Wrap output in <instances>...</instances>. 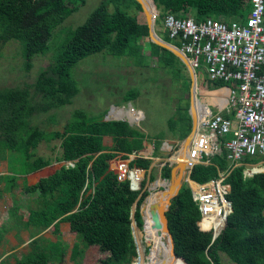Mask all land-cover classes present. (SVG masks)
Wrapping results in <instances>:
<instances>
[{
	"label": "trees",
	"instance_id": "trees-1",
	"mask_svg": "<svg viewBox=\"0 0 264 264\" xmlns=\"http://www.w3.org/2000/svg\"><path fill=\"white\" fill-rule=\"evenodd\" d=\"M151 1L158 10L157 3ZM156 1L162 7L161 17L190 14L197 21L212 18L224 23L245 20L251 8V0ZM84 3L85 0H0V19L5 27L1 41L24 38L25 68L30 71L33 57L45 54L52 30ZM132 6L139 8L134 0H101L80 26L66 34L52 60L33 82L22 87L0 88V161L5 163V173L0 175V199L16 189L23 194L35 191L37 199L26 208L42 219L51 217L41 226H53L56 230L60 222H65L86 246H95L119 261L102 264H131L136 257L131 210L135 204L133 217L137 227L142 228L138 207L146 192L131 190L127 180L118 181L109 169V161L117 153L127 157L139 152L144 136L125 121H104L82 110L71 113L62 131L40 128L33 121L71 103L78 92L71 70L89 55L105 51L109 56L122 58L126 65H146L147 57L137 52L138 44L147 37L146 22L141 23L126 12ZM158 34L170 42L165 34ZM150 46V56L155 57L157 67L169 71L172 79L181 81L184 91H188L189 78L173 65V62L179 64V60L153 43ZM135 97L136 91L131 89L124 101ZM188 103L187 96L184 105L178 104L174 116L168 120L169 128L178 126L181 138L191 130ZM47 121L54 122V116L48 115ZM105 136L111 138L110 148L102 143ZM55 140L60 141L57 155L48 158L38 153L41 143L49 145ZM259 159L244 157L241 165L225 178L232 211L213 241L210 232H203L197 226L200 214L190 189L181 187L166 213L177 256L173 255L168 264H220L218 252L234 264H264V173L243 174L244 164ZM205 160L206 163L192 168L191 180L204 183L227 170L222 156ZM52 164H60L54 173L32 185L26 182L27 175ZM129 166L147 170L150 160L136 157ZM253 171L264 169L257 167ZM162 176H169L168 168L163 169ZM32 221L30 227L44 222ZM41 247L49 261L58 260L57 242H46ZM149 254L150 249L146 257Z\"/></svg>",
	"mask_w": 264,
	"mask_h": 264
},
{
	"label": "rangeland",
	"instance_id": "rangeland-1",
	"mask_svg": "<svg viewBox=\"0 0 264 264\" xmlns=\"http://www.w3.org/2000/svg\"><path fill=\"white\" fill-rule=\"evenodd\" d=\"M100 1L85 0L84 5L56 26L52 30L45 54H37L33 57L30 71L25 68L24 38H12L2 42L1 38L4 37L5 27L3 20L0 19V88L22 87L24 84L33 82L43 66L52 60L54 53L63 43L66 34L80 26ZM153 1L159 7L158 10L153 9V14L157 18L162 7L159 6L156 0ZM125 10L128 14L136 17L139 22H146L140 5L138 9L132 6ZM155 22L158 29V21L155 20ZM155 32L158 34L156 30ZM150 44L148 37H144L137 46V52L148 59L146 65L140 67L132 64L126 65V62L121 60L122 58L109 56L105 51L81 59L71 70L78 88V92L72 98L71 103L47 115L38 116L33 121L40 128L62 131L63 125L74 110H82L95 118L104 119L107 116L109 118H120L125 122L127 118L120 111L129 109L136 112L140 111L143 119L139 117L141 120L130 122L129 126L137 129L144 136L142 149L137 154L139 156L148 154L146 159L150 160L149 168L147 170L141 169L143 172V186L139 191L140 194L146 192L145 198L138 207L141 217L142 206L146 203L149 195L163 193L167 188L165 185L170 184L172 181V176L176 170V164L172 157L182 148V143L186 137L181 138L178 126L173 129L169 128L168 120L174 116L178 104L184 105L185 98L189 97V89L184 91L181 81H174L169 71L157 67L155 57L150 56L152 50ZM173 65L180 68L182 76L188 77L180 61L179 64L173 62ZM198 80L201 82V78H198ZM131 89L136 91V97L124 101V97ZM206 91L197 82V99L201 104L209 103V106H211L213 103L212 92H208L209 89ZM112 107H116V109H112ZM110 111H112L113 116L109 115ZM187 113L190 116L189 103ZM48 115L54 116V122L47 121ZM59 144V140L52 141L49 145L41 143L38 147V153L48 158L54 157L60 152ZM248 164L250 171L257 167L264 169V157ZM57 165L60 166V164ZM167 168L169 169V176L166 178L162 176V172L163 169ZM262 172L264 173V171ZM4 173L5 163L0 161V175ZM186 180L187 175L184 174L182 187H187ZM159 182H162L161 187L158 186ZM18 183L21 186V180ZM36 199L37 194L35 191L23 194L20 189L1 197L0 264L119 263L109 254L101 252L97 247L86 246L81 237L71 232L65 223H60L56 230L53 226L48 228L41 226L51 220V217L43 216L42 219L28 211L26 207ZM135 208L136 205H133L131 226L134 235L138 230V237L142 241L141 249H144L143 253H145L144 261L148 263L151 255L149 254L146 257V254L149 249L151 252L152 243L147 237L144 226L139 228L136 225L133 217ZM39 220L44 222L36 227H30L31 221L38 224ZM135 237L137 238V236ZM46 242H57L58 251L60 252L57 255V261L47 259L46 252L41 247ZM218 254L220 264H234L223 253L218 252ZM136 257L131 264L136 263ZM180 259L184 262L182 258Z\"/></svg>",
	"mask_w": 264,
	"mask_h": 264
},
{
	"label": "built area",
	"instance_id": "built-area-1",
	"mask_svg": "<svg viewBox=\"0 0 264 264\" xmlns=\"http://www.w3.org/2000/svg\"><path fill=\"white\" fill-rule=\"evenodd\" d=\"M155 20L157 32L165 34L174 46L173 42L178 44L197 82L204 91L212 92V105L204 104L209 115L190 142L183 163L188 170L187 188L200 214L197 226L210 232L213 241L232 211L225 178L244 157H264V0H251L246 19L230 23L212 18L197 21L190 14H158ZM214 155L226 160L227 170L204 183L191 180L192 168ZM136 157L147 155L132 153L124 157L117 153L109 161L116 179L127 180L133 191L141 190L143 181L142 170L129 166ZM243 166L244 176H251L249 164Z\"/></svg>",
	"mask_w": 264,
	"mask_h": 264
},
{
	"label": "bare ground",
	"instance_id": "bare-ground-1",
	"mask_svg": "<svg viewBox=\"0 0 264 264\" xmlns=\"http://www.w3.org/2000/svg\"><path fill=\"white\" fill-rule=\"evenodd\" d=\"M142 5V10L145 15L146 20L151 19L153 14V3L151 0H140ZM194 112L195 118L197 121V127L195 129V133L192 135L191 140L187 143H182V148L179 152L172 157V160L175 162L179 160L180 157H184L186 155V151L190 142L196 136L198 130H200L201 122L209 115L206 114V110L204 107L199 105H193L191 112ZM126 118L127 121H136L139 117H141L140 112L133 111L131 109L126 111H120ZM109 115L113 116L112 111H110ZM124 117V118H125ZM125 118V119H126ZM141 173L137 174V177H141ZM165 183V182H164ZM162 182L158 183V186L161 187ZM170 184H166V190L162 193H156L149 195L146 203L142 206V222L144 229L147 232V237L152 243L151 252H150V260L149 262L144 261V249H141V239L138 237V230L135 234L137 236V260L135 264H168L173 258L172 247L168 240V237L165 233L162 232L161 228V212L164 207L165 199L168 196V188ZM164 188V187H163Z\"/></svg>",
	"mask_w": 264,
	"mask_h": 264
},
{
	"label": "water",
	"instance_id": "water-1",
	"mask_svg": "<svg viewBox=\"0 0 264 264\" xmlns=\"http://www.w3.org/2000/svg\"><path fill=\"white\" fill-rule=\"evenodd\" d=\"M134 1H136L142 8L140 0H134ZM144 1H146V0H144ZM154 25H155V15H152L151 19L146 20L148 39L150 40L151 43H153V44L159 46L160 48H163V49L167 50L168 52H170L171 54H173L183 64V66L187 72L188 78H189V83H190V85H189V104H190L191 130H190L189 134L186 136L185 140L183 141V143H187L188 141L191 140V137L195 133V129L197 127V121L195 118V114L193 111L191 112L193 105H199V106H202L204 108H207V107L205 105L201 104L199 102V100L197 99V79H196V75L194 73V70H193L192 66L190 65L187 57L176 46H174L173 44H171L170 42L164 40L161 36H159L155 32ZM112 109H116V107H112ZM103 120L104 121H120L122 119H120V118H109V117L105 116ZM122 121H124V120H122ZM126 122L128 124H130L129 121L126 120ZM174 172L175 173L172 176V181H171L169 188H168V196L165 199L164 207H163L162 212H161V228H162V232L165 233L166 236L168 237V240H169L170 245L172 247V252L175 255V253H174V241H173L172 235H171L169 228H168V221H167L166 213H167L169 206L171 204V200L177 196V194L179 193V191L182 187V180H183L184 174H186L188 172V170L185 168V165L183 163V156L180 157L178 162L176 163V170ZM258 173H263V172L262 171H250L249 172V174L251 176L253 174H258ZM131 189H133V188L131 187ZM131 231H132V237H133L134 246H135V252L137 254V238L135 237V235L133 233L132 226H131ZM135 260H137V257Z\"/></svg>",
	"mask_w": 264,
	"mask_h": 264
},
{
	"label": "crops",
	"instance_id": "crops-1",
	"mask_svg": "<svg viewBox=\"0 0 264 264\" xmlns=\"http://www.w3.org/2000/svg\"><path fill=\"white\" fill-rule=\"evenodd\" d=\"M209 104V103H208ZM206 104V105H208ZM204 105V104H203ZM137 112H140V111H137ZM141 113V112H140ZM141 119H143V115L141 113ZM131 122H134V121H131ZM102 143L103 145L106 147V148H110L111 146V138L108 137V136H105L103 137L102 139ZM148 155V154H147ZM59 168V166L57 164H52L48 167H45L37 172H34L32 174H29L26 176V182L29 184V185H32L34 183H36L37 181H39L41 178H46L48 177L49 175H51L52 173H54L57 169ZM5 195V194H4ZM3 195V196H4ZM60 223H65V222H60ZM59 223V224H60ZM68 228H69V225L67 223H65ZM70 230V229H69Z\"/></svg>",
	"mask_w": 264,
	"mask_h": 264
},
{
	"label": "clouds",
	"instance_id": "clouds-1",
	"mask_svg": "<svg viewBox=\"0 0 264 264\" xmlns=\"http://www.w3.org/2000/svg\"><path fill=\"white\" fill-rule=\"evenodd\" d=\"M245 169V168H244Z\"/></svg>",
	"mask_w": 264,
	"mask_h": 264
}]
</instances>
